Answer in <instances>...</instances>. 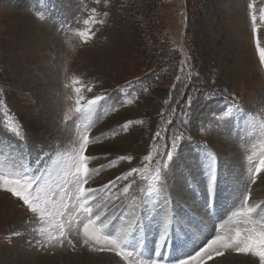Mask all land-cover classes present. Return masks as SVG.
I'll list each match as a JSON object with an SVG mask.
<instances>
[{
  "label": "rangeland",
  "instance_id": "obj_1",
  "mask_svg": "<svg viewBox=\"0 0 264 264\" xmlns=\"http://www.w3.org/2000/svg\"><path fill=\"white\" fill-rule=\"evenodd\" d=\"M92 8L99 14L96 18L104 20L102 25L83 23ZM262 10L264 0H101L99 4L96 0H0V128L4 129L0 163L11 166L15 156L7 139L5 113L25 126L32 161L41 151L46 159L55 149H70L77 127L86 123L83 116L77 119L78 114L70 111L75 104L73 88L78 86L73 81L79 80L94 86L87 96L106 92L110 97L107 106L93 115L91 135L98 142L89 148L96 157L89 167L100 170L92 181L94 187L132 166L155 163L163 141L153 148L151 133L159 126L170 137L184 119L187 138L174 169L176 222L169 236L184 233L189 242L203 244L215 234L214 229L234 228L230 217L246 186L247 157L255 153L257 160L264 152L260 126L264 122V63L253 32L255 28L264 47ZM104 12L108 15L103 16ZM21 21L26 23L24 30ZM89 28L94 32L90 38ZM182 59L188 60L185 73L190 69L191 76L177 94L172 85L178 75H185L179 71ZM130 95L140 98L128 104ZM182 97H193L187 117L180 113ZM233 97L240 111L229 108ZM169 106L176 108L179 117L171 125L166 123L172 119ZM66 112L71 119L65 122ZM250 116L257 118L255 127L247 123ZM126 121L132 123L124 131ZM204 143L219 154L212 197L200 167L198 145ZM149 154L153 160L145 161ZM121 156L133 160L128 163ZM252 187L254 198L264 199V183L258 181ZM186 192L188 197H183ZM185 201L194 202L193 206L187 207ZM208 211L210 215H205ZM31 215L16 198L0 190V264H116L119 259L79 247L41 248L35 243L40 237L33 231L38 225L29 219ZM144 228L145 234L158 240L159 217L146 220ZM170 252L165 253L169 264L173 263ZM217 259L219 264H245L234 254Z\"/></svg>",
  "mask_w": 264,
  "mask_h": 264
},
{
  "label": "snow or ice",
  "instance_id": "obj_2",
  "mask_svg": "<svg viewBox=\"0 0 264 264\" xmlns=\"http://www.w3.org/2000/svg\"><path fill=\"white\" fill-rule=\"evenodd\" d=\"M96 2L99 4L101 0ZM91 12L92 15L84 19L83 23L102 25L104 20L96 18L99 15L97 10L92 8ZM107 15V12L103 13V16ZM251 19L255 24L256 16L253 15ZM260 20L264 22V10L261 11ZM253 32L259 60L264 63V47L260 46L255 28ZM80 35L85 36L86 33L81 32ZM87 35L89 38L94 35L91 28ZM186 68H189L188 60L182 59L179 71L185 75H178L172 85V91L177 94L181 93L186 78L191 76L190 69L185 73ZM73 85L78 86L73 88L75 104L70 111L74 110L78 114L77 119L83 116L86 123L83 127H77L76 138L70 149H55L46 159L43 151L38 154L35 162L30 159L31 149L25 126L18 118L5 113L8 117L5 127L10 134L7 139L14 148L15 156L11 166L0 163V190L16 198L21 207L32 214L29 219L38 225L33 231L40 237L35 243L41 248L59 246L76 250L79 247L94 253H110L119 258L116 264H169L165 260L166 238H169L170 226L176 222L174 169L187 138L185 120L180 119L181 128L170 137L167 135L168 130L159 126L151 133L153 148L163 141V151H157L159 159L155 163L145 167L139 164L132 166L107 183L94 187L92 181L100 170L89 167L96 159L89 153V148L98 142V138L91 135L95 123L93 115L107 106L110 97L106 92H95L87 96V93H93L94 86L82 85L79 80H74ZM120 90L125 91L123 88ZM68 98L71 99L70 96ZM139 98L130 95L127 103L131 104ZM182 99L184 107L180 108V113L187 117L193 97ZM175 103L179 104L178 101ZM229 108L241 110L236 97L232 98ZM169 113L172 119L166 123L171 125L179 117L176 108L171 106ZM159 115L163 120L164 113ZM261 116H264V111ZM64 119L65 122L71 119L68 112ZM256 120L255 116H250L247 123L255 127ZM131 123L126 121L122 125L123 130L127 131ZM260 126L264 129V122ZM3 132L4 129L0 128V133ZM198 148L200 167L212 197L218 177L219 154L210 151L207 143L198 145ZM254 155L247 157L246 186L239 198V207L230 217L234 219L235 227L226 232L214 229V235L187 256L177 258L174 264H209L210 261L219 264L217 258L226 253L242 257L245 264H264V199H255L252 187L258 181L264 183V152L259 154L257 160L253 159ZM120 159L131 163L133 157L121 156ZM144 160L152 161L153 157L149 154ZM193 203L185 201L187 207H192ZM205 215H210V211ZM153 217H159L161 228L158 241L149 254L145 251L144 225L146 220Z\"/></svg>",
  "mask_w": 264,
  "mask_h": 264
},
{
  "label": "bare ground",
  "instance_id": "obj_3",
  "mask_svg": "<svg viewBox=\"0 0 264 264\" xmlns=\"http://www.w3.org/2000/svg\"><path fill=\"white\" fill-rule=\"evenodd\" d=\"M55 24V23H54ZM20 29L22 30H24V26L26 25V23L25 22H20ZM31 28V27H30ZM27 29H29V28H26V30ZM45 33H47V32H45ZM33 35V34H32ZM32 35H29V37L31 38V41L34 39V36H32ZM47 35V34H46ZM34 41V40H33ZM41 41H42V39H40V40H38V43H41ZM35 43V42H34ZM37 43V44H38ZM34 45V44H33ZM35 45H36V43H35ZM39 46V45H38ZM28 78H29V75H28ZM30 81V80H29ZM29 81H27V82H29ZM126 143H128V142H126ZM179 186H181L180 188H182V184L180 185L179 184ZM179 193L181 194L182 192H181V190H179ZM178 194V193H177ZM179 195V194H178ZM183 197H188V193L186 192L184 195H183ZM146 239H148L149 240V238H146ZM90 264H93V261H91L90 262Z\"/></svg>",
  "mask_w": 264,
  "mask_h": 264
},
{
  "label": "trees",
  "instance_id": "obj_4",
  "mask_svg": "<svg viewBox=\"0 0 264 264\" xmlns=\"http://www.w3.org/2000/svg\"><path fill=\"white\" fill-rule=\"evenodd\" d=\"M179 105H182V102H180ZM179 105H178V106H179ZM178 106H176V107H178Z\"/></svg>",
  "mask_w": 264,
  "mask_h": 264
}]
</instances>
